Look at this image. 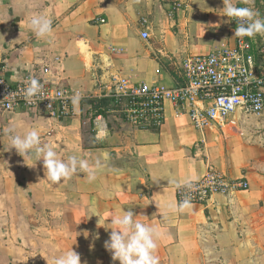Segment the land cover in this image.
Returning <instances> with one entry per match:
<instances>
[{
  "label": "crops",
  "instance_id": "1",
  "mask_svg": "<svg viewBox=\"0 0 264 264\" xmlns=\"http://www.w3.org/2000/svg\"><path fill=\"white\" fill-rule=\"evenodd\" d=\"M223 6V0H0V77L32 74L81 93L68 118L0 109V264H51L71 248L81 264H119L104 247L112 227L105 213L129 210L160 229L159 264H264V116L243 117L238 130L200 132L167 102L164 125L142 129L100 96L107 70L173 86L181 82L176 62L234 45V20ZM33 14L52 20L51 37L28 29ZM143 19L148 40L141 37ZM13 123L37 128L61 158L77 155L90 164L103 153L109 158L92 182L78 170L53 184L42 160L31 166L34 156L24 162L8 150ZM210 169L245 178L249 188L215 194L182 213L158 209L156 203L178 202L170 180L196 181Z\"/></svg>",
  "mask_w": 264,
  "mask_h": 264
},
{
  "label": "built area",
  "instance_id": "2",
  "mask_svg": "<svg viewBox=\"0 0 264 264\" xmlns=\"http://www.w3.org/2000/svg\"><path fill=\"white\" fill-rule=\"evenodd\" d=\"M241 7H251L243 4ZM104 20H98V22ZM141 37L151 38L148 21L143 19ZM236 21H234V30ZM180 83L169 86L135 81L119 70L106 71L100 96L110 98L119 106L124 120L142 129H160L166 118V103L187 113L194 128L235 130L243 117L264 116V35L236 37L232 46L205 54L187 56L176 62ZM32 74L20 81L0 77V109L11 112L33 110L52 118H68L74 114L73 103L80 91L55 80L37 79L41 93L25 96ZM194 186L177 188V199L190 197L191 204H207L215 194H228L249 188L245 178L231 179L210 169Z\"/></svg>",
  "mask_w": 264,
  "mask_h": 264
},
{
  "label": "clouds",
  "instance_id": "3",
  "mask_svg": "<svg viewBox=\"0 0 264 264\" xmlns=\"http://www.w3.org/2000/svg\"><path fill=\"white\" fill-rule=\"evenodd\" d=\"M242 3L250 4L252 0H241ZM224 16L236 21L234 36L236 37H253L257 34L264 35V18H259L258 13L254 12L251 7H237L232 0H223ZM28 29L37 37H51L53 32L52 20L41 14H33L27 20ZM42 86L40 82L33 78L25 88L27 98L36 97L41 93ZM9 149L14 148L16 152L24 158L35 157V166L37 161H43V167L46 179L53 184L68 179L75 172L82 171L87 174V180L92 182L96 180L98 171L102 168V160L107 161V153L102 154V158H97L92 164L88 160L77 155H71L67 159L61 158L51 143H42L40 132L37 128L24 129L22 124L13 123L8 128ZM194 178L186 177L184 180H170L169 183L177 187H186L191 189L194 186ZM157 204L158 209L162 206L166 213H182L191 207L190 197H184L180 201H168L162 205ZM90 211L96 214V209ZM109 217L112 227L109 239L104 242V247L112 254V259L118 260L119 264H159V257L155 254L158 247L157 241L161 238V231L156 226L146 225L135 219L131 210L123 211L122 215L105 213ZM108 220V221H109ZM104 227V226H103ZM51 264H81L80 255L73 248L53 256Z\"/></svg>",
  "mask_w": 264,
  "mask_h": 264
},
{
  "label": "rangeland",
  "instance_id": "4",
  "mask_svg": "<svg viewBox=\"0 0 264 264\" xmlns=\"http://www.w3.org/2000/svg\"><path fill=\"white\" fill-rule=\"evenodd\" d=\"M244 3L240 4V7L243 5ZM254 9L255 12L258 13L259 18H264V0H252V2L250 3ZM258 36H260V34H257ZM249 118L251 117H255L254 115H249ZM247 117V118H248ZM253 129H257L259 130L260 128L256 127L255 125H252ZM264 129V128H263ZM238 130V129H237Z\"/></svg>",
  "mask_w": 264,
  "mask_h": 264
},
{
  "label": "trees",
  "instance_id": "5",
  "mask_svg": "<svg viewBox=\"0 0 264 264\" xmlns=\"http://www.w3.org/2000/svg\"><path fill=\"white\" fill-rule=\"evenodd\" d=\"M171 74H172L174 77H176V73H174V71H171ZM104 100H105V101H110L111 103H113L114 106L117 105V104L114 103V101H113L112 99H110V98H104Z\"/></svg>",
  "mask_w": 264,
  "mask_h": 264
}]
</instances>
